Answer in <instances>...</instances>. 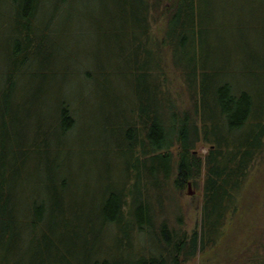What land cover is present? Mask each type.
<instances>
[{
  "label": "trees",
  "instance_id": "1",
  "mask_svg": "<svg viewBox=\"0 0 264 264\" xmlns=\"http://www.w3.org/2000/svg\"><path fill=\"white\" fill-rule=\"evenodd\" d=\"M85 1L0 0V264H183L218 241L264 159V0ZM80 17L90 36L65 29ZM85 37L107 49L84 56ZM163 46L190 109L167 89ZM92 96L99 149L122 167L87 195L64 153ZM202 173L200 228L156 227L152 186Z\"/></svg>",
  "mask_w": 264,
  "mask_h": 264
},
{
  "label": "rangeland",
  "instance_id": "2",
  "mask_svg": "<svg viewBox=\"0 0 264 264\" xmlns=\"http://www.w3.org/2000/svg\"><path fill=\"white\" fill-rule=\"evenodd\" d=\"M98 13L96 11L95 14ZM247 15L249 16V14ZM80 18L81 21L73 20L68 27L65 26V29L76 30L80 27L86 29L85 35L90 36L92 33L89 30L92 28L88 27L85 17ZM231 18L237 22L241 19L238 16ZM165 28V20L157 14L156 19L154 18L152 22V32L155 37L162 39ZM83 42L82 48L86 50L84 56L92 53L98 54L103 49H107L106 41L103 40L85 37ZM161 53L165 65L167 89L181 109H190L191 101L185 90L181 72L172 62L170 48L163 46ZM78 91H82L83 94L89 93L83 85L79 86ZM96 104L94 96L86 97L83 100V120H78V127L74 135L75 139L80 140V143H72L74 146L71 147L72 151L64 153L65 156H73V167L82 164L80 170L83 169L81 171L82 179H86V183L78 180L79 194H91L94 188L98 187V182L101 179H107L106 175L109 176V172H106V168L113 169L115 172L122 167V159L116 151L104 153L99 149L102 142H97V136L100 135L98 132L101 131L100 125L103 120H99V116H97ZM207 149L208 145L199 141L196 143L194 151L198 155H203ZM97 177L101 179L98 180ZM172 180L173 177L165 181L159 189L161 191H157L153 186V191L150 190L152 209L156 213L155 225L158 227L161 222L165 221L170 228H181L186 230L187 234H191L194 229L200 228L203 173L196 180L190 179L180 189L173 185ZM229 214L218 241L208 245L204 250L197 251L183 264H253V254H256V258L257 256L258 258L264 257V159L258 160L251 167L249 177L239 194L238 209ZM156 231L158 232L157 229ZM137 238L138 236L135 234L133 237L135 244L138 241ZM150 240L152 239L149 238L148 242Z\"/></svg>",
  "mask_w": 264,
  "mask_h": 264
},
{
  "label": "bare ground",
  "instance_id": "3",
  "mask_svg": "<svg viewBox=\"0 0 264 264\" xmlns=\"http://www.w3.org/2000/svg\"><path fill=\"white\" fill-rule=\"evenodd\" d=\"M188 182V181H187Z\"/></svg>",
  "mask_w": 264,
  "mask_h": 264
}]
</instances>
